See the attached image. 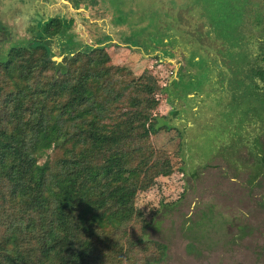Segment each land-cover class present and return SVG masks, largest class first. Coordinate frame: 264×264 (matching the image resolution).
Masks as SVG:
<instances>
[{
  "label": "rangeland",
  "instance_id": "rangeland-1",
  "mask_svg": "<svg viewBox=\"0 0 264 264\" xmlns=\"http://www.w3.org/2000/svg\"><path fill=\"white\" fill-rule=\"evenodd\" d=\"M10 1L0 2V23L10 32L0 44V80H10L3 63L11 48L41 36L52 16L71 22L52 43L62 62L86 45L106 44L133 84L149 70L167 88L147 104L171 128L150 138L163 174L135 201L149 202L141 208L153 220L147 237L166 245L153 264H264V169L252 183L257 144L264 157V116L256 117L259 107L248 111V74L264 66V30L254 15L238 29L234 22L262 0Z\"/></svg>",
  "mask_w": 264,
  "mask_h": 264
},
{
  "label": "trees",
  "instance_id": "trees-1",
  "mask_svg": "<svg viewBox=\"0 0 264 264\" xmlns=\"http://www.w3.org/2000/svg\"><path fill=\"white\" fill-rule=\"evenodd\" d=\"M252 3L248 16L229 17L236 29L254 15L264 30L263 0ZM70 26L51 18L42 40L12 47L3 63L10 80L7 90L0 80V264L159 262L166 245L147 237L153 220L135 201L163 174L150 138L171 128L147 104L167 88L149 70L133 84L106 44L53 61L52 42ZM248 75V111L259 107L263 119L264 86L255 78L264 82V66ZM257 148L252 183L264 169Z\"/></svg>",
  "mask_w": 264,
  "mask_h": 264
},
{
  "label": "flooded vegetation",
  "instance_id": "flooded-vegetation-1",
  "mask_svg": "<svg viewBox=\"0 0 264 264\" xmlns=\"http://www.w3.org/2000/svg\"><path fill=\"white\" fill-rule=\"evenodd\" d=\"M51 18H53L52 16H50L49 17V19L48 20H50ZM48 20H46V21H48ZM46 21H44V22H46ZM33 23V22H32ZM3 28V29H2ZM31 28H32V31H33V27H32V24H31ZM38 32H40L41 33V35L42 34H47V33H45V30L43 29V28H41L40 26H39V31ZM34 35H35V33H34ZM37 35V34H36ZM36 35H35V37H36ZM6 39H10V32H8V28H6L4 25H1V23H0V44L2 43V44H4V42L6 41ZM4 40V41H3ZM20 40V39H19ZM30 39H23V38H21V42H23L24 44H28V43H30L31 41H29ZM38 41V40H42V38H40V36L39 35H37V38L36 39H33L32 41L34 42V41ZM53 43V42H52Z\"/></svg>",
  "mask_w": 264,
  "mask_h": 264
},
{
  "label": "water",
  "instance_id": "water-1",
  "mask_svg": "<svg viewBox=\"0 0 264 264\" xmlns=\"http://www.w3.org/2000/svg\"><path fill=\"white\" fill-rule=\"evenodd\" d=\"M64 58V55H54L51 57V59L57 63L62 62Z\"/></svg>",
  "mask_w": 264,
  "mask_h": 264
},
{
  "label": "clouds",
  "instance_id": "clouds-1",
  "mask_svg": "<svg viewBox=\"0 0 264 264\" xmlns=\"http://www.w3.org/2000/svg\"><path fill=\"white\" fill-rule=\"evenodd\" d=\"M145 204L149 205V202L148 201H144L142 202L140 205H139V209L142 208ZM152 206H149V211L151 210Z\"/></svg>",
  "mask_w": 264,
  "mask_h": 264
},
{
  "label": "crops",
  "instance_id": "crops-1",
  "mask_svg": "<svg viewBox=\"0 0 264 264\" xmlns=\"http://www.w3.org/2000/svg\"><path fill=\"white\" fill-rule=\"evenodd\" d=\"M17 1H21V0H17ZM0 2H9L10 3L11 1L10 0H0ZM6 4L8 5V3H6ZM7 5H5V6L7 7ZM8 8L11 9L10 6H8Z\"/></svg>",
  "mask_w": 264,
  "mask_h": 264
}]
</instances>
